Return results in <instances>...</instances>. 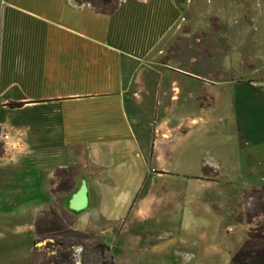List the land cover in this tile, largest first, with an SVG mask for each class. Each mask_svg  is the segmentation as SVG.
<instances>
[{"label":"crops","instance_id":"crops-1","mask_svg":"<svg viewBox=\"0 0 264 264\" xmlns=\"http://www.w3.org/2000/svg\"><path fill=\"white\" fill-rule=\"evenodd\" d=\"M190 1L120 0L114 13L103 14L88 0H0V160L38 151L50 165V181L56 170L77 166L64 198L79 229L99 220L122 223L134 199L141 198L144 205L131 208L130 237L107 242L117 263L146 253V230L140 233L138 225L160 223L155 183L202 176L206 166L218 176L199 182L227 180L219 164L188 154L178 133L183 127L158 109L161 102L167 107L180 101L176 78L170 88H163L162 80L186 72L172 71L170 66L181 65H172L168 52L186 35L180 28ZM262 83L230 79L232 100L242 105L236 117L241 140L249 137L243 104L264 98ZM205 89L190 92L191 98L198 100ZM253 114L259 125L264 109ZM28 115L33 122L28 123ZM188 118L193 125L203 122L200 116ZM263 137L259 129L258 140ZM83 183L87 206L71 211L69 202ZM161 193L163 200L171 196L169 189ZM187 212L191 217L192 209ZM149 243L154 255L166 254L172 245Z\"/></svg>","mask_w":264,"mask_h":264},{"label":"rangeland","instance_id":"rangeland-1","mask_svg":"<svg viewBox=\"0 0 264 264\" xmlns=\"http://www.w3.org/2000/svg\"><path fill=\"white\" fill-rule=\"evenodd\" d=\"M189 8L180 28L186 35L168 52L171 64L181 65L170 66L172 71L180 67L186 72L171 73L162 80V87L170 88L171 79L176 78L182 90L180 101L167 107L161 102L158 109L181 124L183 128L178 133L187 145L188 154L219 164L227 180L218 184L199 182L197 179L201 177L205 180L218 176L217 171L206 166L202 176H182L167 183H155V217L160 223L153 220L152 225H138L140 233L146 230L142 244L146 253L137 259L131 255V263H117L109 252L108 258L103 259L106 264H229L247 239L248 214L264 204V190H260L264 185V137L257 138L259 129L264 134V115L259 125L254 123L255 114L252 115L256 109H264V98L243 104L242 113L247 114L243 121L249 137L241 140L236 117L240 116L238 108L242 105L235 103L230 94V79L264 81V0H192ZM208 79L222 81L214 85L204 83ZM202 88H206L203 96L193 100L190 92ZM190 116H200L203 122L193 125ZM26 118L28 123L34 120L29 115ZM19 119L16 114L14 122ZM1 148L0 143V154ZM39 153L32 151L11 160H0V264H32L36 249L39 262L55 253L52 240L34 246V239L38 217L56 205L66 227L71 225L74 230L91 236L88 245L96 239L108 244L109 240L115 243L130 237L131 210L140 206L141 198L134 199L122 223L99 220L90 229H79L76 217L56 203L64 198V193L53 195L61 187L64 176L56 177V170L50 181V165ZM72 168L77 175L79 168ZM73 182L74 179L70 184ZM255 188L258 191L254 192ZM167 189L171 191L170 198H159L163 195L161 191ZM187 209H192V220ZM109 226L113 230L108 231ZM150 241L172 245L166 254L154 255L148 251ZM73 253L75 264H82V260L86 264L97 262L93 247L75 246Z\"/></svg>","mask_w":264,"mask_h":264},{"label":"trees","instance_id":"trees-1","mask_svg":"<svg viewBox=\"0 0 264 264\" xmlns=\"http://www.w3.org/2000/svg\"><path fill=\"white\" fill-rule=\"evenodd\" d=\"M96 8V10L103 14L114 13L119 6L120 0H88ZM18 103H10V107H18ZM1 155V154H0ZM56 177L64 176L61 187L53 191V195L65 193L69 191L73 184L70 182L76 178V173L73 168L59 169L55 174ZM55 183L54 181L52 182ZM258 191L256 188L254 189ZM260 190H264V185ZM253 197V194L250 196ZM261 199V198H259ZM61 204L62 208L66 207V200L64 198L57 199L56 203ZM248 225H250L247 239L242 243L238 250L233 254L229 264H264V204L252 214H248ZM91 236L85 232L74 230L73 228L66 227L61 217L59 216L58 206L56 205L50 211L38 217L35 223V239L34 246L44 240L53 241V252L50 257L43 261H38V251L34 250V261L32 264H75L73 248L81 246L86 249L93 247L97 254V262L103 263V259L108 258L110 247L102 240L96 239L88 245L87 241ZM86 264L85 261H81ZM108 264H113L110 262Z\"/></svg>","mask_w":264,"mask_h":264},{"label":"water","instance_id":"water-1","mask_svg":"<svg viewBox=\"0 0 264 264\" xmlns=\"http://www.w3.org/2000/svg\"><path fill=\"white\" fill-rule=\"evenodd\" d=\"M88 203L87 198V188L86 184L83 183L78 192L74 195V197L69 202V209L74 212H79L86 208Z\"/></svg>","mask_w":264,"mask_h":264},{"label":"built area","instance_id":"built-area-1","mask_svg":"<svg viewBox=\"0 0 264 264\" xmlns=\"http://www.w3.org/2000/svg\"><path fill=\"white\" fill-rule=\"evenodd\" d=\"M261 85H264L263 83Z\"/></svg>","mask_w":264,"mask_h":264}]
</instances>
